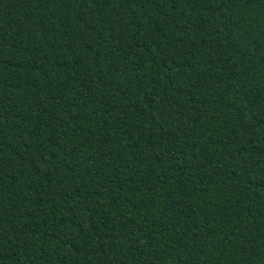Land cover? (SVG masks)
Segmentation results:
<instances>
[{"label": "trees", "instance_id": "trees-1", "mask_svg": "<svg viewBox=\"0 0 264 264\" xmlns=\"http://www.w3.org/2000/svg\"><path fill=\"white\" fill-rule=\"evenodd\" d=\"M0 264H264V0H0Z\"/></svg>", "mask_w": 264, "mask_h": 264}]
</instances>
